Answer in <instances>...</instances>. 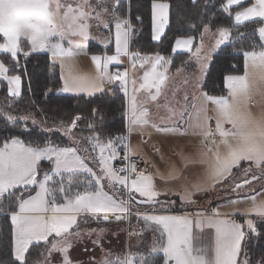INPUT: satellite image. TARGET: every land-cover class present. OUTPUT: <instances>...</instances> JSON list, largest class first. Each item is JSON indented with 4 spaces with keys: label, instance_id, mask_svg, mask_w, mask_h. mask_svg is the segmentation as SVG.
Segmentation results:
<instances>
[{
    "label": "snow or ice",
    "instance_id": "1",
    "mask_svg": "<svg viewBox=\"0 0 264 264\" xmlns=\"http://www.w3.org/2000/svg\"><path fill=\"white\" fill-rule=\"evenodd\" d=\"M192 2L195 7L198 0ZM248 3L249 0H220V10L232 21L230 25H217L213 32L212 20L202 21L199 45H193L191 37L176 40L173 53L181 48L191 53L176 72L184 71V66L194 59L200 73L192 82L191 97L185 93L182 105L177 108L165 94L172 59L159 53L141 56L131 50L135 28L120 12L122 0H95V3L91 0H75V3L71 0H0V82H7L9 97L22 95V78L27 69L21 67L20 58L27 62L33 54L50 53L54 60L60 61L62 86L46 88V97L53 90L102 97L108 91L115 92L118 85L125 97L122 115L129 134L138 131L143 139L149 128L163 135H186L191 130L202 138V148L198 161L191 157L183 159L207 165L204 181L193 184L192 188L197 192L214 190L230 182L233 192H245L251 201V206L241 213L245 217L242 222L232 214L221 218L217 209L211 214L195 216L160 214L168 211L172 202L159 199L164 193L157 190L154 175L132 161L134 152L123 134H108L105 138L95 122L90 121L87 128L91 134L85 141L91 148L81 147L75 130L82 118L76 115L67 122L61 120L55 128L71 141L69 145L55 143L49 136L25 140L22 137H31L37 127L41 134H50L54 129L38 120V111L27 110L17 115L11 103L0 104L5 128L17 129L7 136L0 135V214L7 215L11 222L8 240L11 259L7 264H84L72 257L74 242H83L95 235L93 248L103 249L107 225L128 220L134 206L137 219L153 232L152 242L143 251L129 250L123 255L109 250L100 261L89 257L88 264H252L249 258L252 242L264 240V230L258 224V221L264 222V200L257 199L256 194L247 195L255 191L253 182L264 181V120L253 118L250 109L257 97L264 102V0H254L245 6ZM168 9V4L153 0V40L160 39ZM245 22L256 26L252 32L239 31L241 26L247 28ZM93 26L97 31L107 30L109 35L95 37L104 51L91 54L95 72L83 74L78 71L75 58L81 53L89 54L86 42L94 38ZM113 27L115 51L108 54ZM257 33L259 42L255 39ZM207 34L214 39L210 47L204 44ZM236 44L240 47L236 48ZM229 46L242 53L243 74L223 77L226 94L205 91V77L213 53L219 54ZM121 57H128L133 68L150 65L139 87H136L138 81L132 79L131 95L127 69L113 72L109 67L120 65ZM158 66L162 70L158 71ZM187 83L185 78L184 84ZM110 85L113 87L109 88ZM141 91L142 98L137 95ZM161 97L163 104L159 102ZM209 103L214 106L213 117L208 115ZM151 104L157 112L161 108L167 112L166 116L159 117V122L151 119ZM100 112L99 107L93 108V118ZM211 119L215 120L214 129L209 125ZM118 146L123 148L122 154ZM82 151L98 152L90 156L95 167L90 166ZM118 158L124 164L116 168L111 161ZM241 161H250L252 166L243 169L237 178L233 168ZM44 162L49 164L47 169L42 167ZM155 175L161 179L177 178L174 167L167 176L159 171ZM192 194L185 189L181 201L193 202ZM90 219L102 226L81 231V221L88 223ZM205 229L212 231L207 241L203 235ZM39 248L42 251L33 258V249ZM257 264H264V256Z\"/></svg>",
    "mask_w": 264,
    "mask_h": 264
},
{
    "label": "trees",
    "instance_id": "2",
    "mask_svg": "<svg viewBox=\"0 0 264 264\" xmlns=\"http://www.w3.org/2000/svg\"><path fill=\"white\" fill-rule=\"evenodd\" d=\"M155 1L166 2L169 5L168 24L163 36L157 42L152 40L151 4L153 0H122L123 7L120 9V12L132 21L135 28V34L130 40V48L133 52L138 51L141 55L159 53L161 56L170 57L174 66L178 65L186 57L185 53H172V45L177 37L193 36L195 42H197L201 37V31L203 29L202 21L207 23L211 19L213 31L217 25L228 26L232 23L227 18V14L220 10V0H207V3H205V0H198L195 7L193 6L192 0ZM197 10H199V14H197ZM138 16L140 20H137ZM245 23L248 25L247 28L241 26L239 28L240 32H252L256 27L249 22ZM255 39L259 42L258 33ZM235 47L239 48L240 44H236ZM88 49L92 52L104 51L103 48L93 42L89 44ZM242 58V53L233 51L232 46H229L223 52H219V54L215 53L205 77V91L212 92L215 90V94H221V92L225 94L226 89H224L223 77L227 74L240 73L242 71ZM20 63L22 68L27 69L26 74L22 78V95L17 98L9 97L7 85L5 82H2L0 84V104L11 103L13 105L12 110L17 115L27 110L38 111V120L46 123L49 128L54 129L50 134H41L39 127H37L31 137L25 136L22 137L23 139L36 140L37 138L43 139L45 136H49L55 143L69 145L71 141L61 131H56L55 128L61 120L67 122L76 115H80L82 119L75 130V136L84 143H86L85 138L91 134L87 128V117H90L95 122L97 130L106 138L108 134L113 136L123 134L125 136L126 121L122 115L124 112L125 97L118 86H116L115 92L108 91L102 97L99 95L96 97L64 95L58 93L56 90L50 92L46 97V88L52 87L53 85L56 88L61 86L58 67L50 62L47 53L33 54L27 58V62L21 57ZM234 65L236 66L235 68L233 67ZM29 87H31V91H29ZM96 107H99L101 112L93 118L92 110ZM102 117L103 119H101ZM18 127L19 125H17ZM29 127H31L30 121ZM16 130L5 128L4 119L0 117V135L7 136L10 131L15 133ZM86 146L89 149L91 148L90 145ZM48 166V163L44 162L42 164L44 169ZM248 166L250 167L251 165L248 163L240 164L233 169L234 175L237 176L244 167L248 168ZM253 171H256L254 167ZM257 176H259L258 172ZM227 184L228 186L226 188L219 187L214 191L205 192L203 197H206L201 199L200 203L206 202L211 207L217 201H223L226 198L228 200L234 196L246 195L245 192H233L230 182ZM261 184H264V181H260L259 183L253 182L254 190H259ZM251 193L253 192L247 194ZM197 204L191 207H182L181 205L178 207L169 206L168 211L196 209L194 206ZM258 224L261 230H264V222L258 221ZM10 229V219L7 215L0 214V261H4L5 264L11 259V250L8 247ZM41 249H33V258H35ZM249 250L251 252L249 258L252 260V264H257V261L264 256V240L253 241Z\"/></svg>",
    "mask_w": 264,
    "mask_h": 264
},
{
    "label": "crops",
    "instance_id": "3",
    "mask_svg": "<svg viewBox=\"0 0 264 264\" xmlns=\"http://www.w3.org/2000/svg\"><path fill=\"white\" fill-rule=\"evenodd\" d=\"M74 2H75V0H73V3ZM251 3H254V0H249V3L246 4L245 6H250ZM151 12H152V4H151ZM113 28H112V32H113ZM151 28H152V26H151ZM100 31H103L104 33H108V31L104 30V29H101ZM152 35H153V30H152ZM162 35L163 34H161V36ZM181 37H191L194 39L193 36H181ZM177 39H179V38L177 37L174 40L173 46H174ZM154 41L157 42L158 40H154ZM92 42L99 45L101 48H103L97 40L89 39L86 42L87 51L89 54L84 55L83 53H81L79 56H77L75 58L76 67L80 73H83V74L94 73L95 67H94L93 62L91 61L90 56H91V54H100L103 52V51L102 52L90 51L88 48H89V44ZM193 45H197V42H195V44H193ZM114 51H115V42H114V33H113L111 41L108 44V54H114ZM175 53H184V52H175ZM47 54H48L50 62H52L53 64H55L58 67L59 73L61 74L60 61L58 59L54 60L51 57L50 53H47ZM214 54L215 53H213V55ZM210 62H209V64H210ZM125 65H126V69L128 71V65H130L128 57H121V64L120 65H118V66L110 65L109 67H110L111 71L115 72L116 69H118V68L123 69ZM124 70L125 69H123V71ZM243 71H244V64H243V58H242V71L240 73H237V74H243ZM192 72H190L188 75H190ZM61 86H62V81H61ZM111 87H113V86L110 85L109 88H111ZM193 91H194L193 87H190L189 90L187 91V94L189 95V97H191ZM226 92H227V90H226ZM61 94L77 95V94L72 93V92L61 93ZM79 95H84V94H79ZM84 96H87V95H84ZM213 108H214V106L209 103L208 115L210 117L214 116ZM250 109L253 113H259L261 111H264V102H262L260 100V98L257 97L256 103L250 105ZM155 121L159 122L158 120H155ZM209 125L211 128L214 129L215 128V120L211 119L209 121ZM149 133H151V134L149 135ZM125 137H127L128 144L131 146L134 153L144 155L149 160L150 168L147 172L152 173L154 175V182H155L157 190L160 191L161 193H164L163 195H161L159 197V199L161 201L172 200V201H177L180 204L185 203V202L181 201V194H183L185 189H187L188 191L193 193L192 197H191L193 202L190 203V204H193L194 199H197V198L204 196L205 192L212 191V190H205V191L197 192L192 188L193 184L202 183L204 181L205 171H206L207 165L199 163V162L188 163L183 159V157H191L194 160L198 161L199 152L202 148V143H201L202 138L198 134H194L191 130H189V132L186 135H172V134L163 135V134H157V133H155L154 130L149 128L144 133V137L142 139V136L138 131L132 132L131 134H129L128 129L126 128ZM216 139H219V138L216 137ZM153 145H155L156 147L154 148ZM81 154L86 155V157H88V159H89L88 162H89L90 166L95 167L90 156L91 155H98V152L89 154V153H84L82 151ZM45 163H47V162H45ZM111 163H112V161H111ZM242 163H248L249 165L252 166L250 161H241L240 164H242ZM173 167L177 173V178H175V179H161L160 176L155 175L157 173V171H159V173L167 176L168 172ZM47 168H45V169H47ZM234 168H236V167H234ZM238 175L236 176L237 178H238ZM226 186H228V184H223V185L217 186L214 190L218 189L219 187L220 188H226ZM106 190H109V189L106 188ZM252 194H256L257 199L264 200V189L260 188L259 190H256L254 193L247 194V195H252ZM226 199H224L223 201L222 200L217 201L211 207H209L207 205V203L204 202L205 205L194 206V207H196V209L182 210V211H166V212H161L160 214L195 216L197 213L211 214L213 209H217L221 213V218H224L225 216L232 214L234 216V218L235 217H241L242 220L238 221V222H242L245 217H243L241 215V213H243L246 209H248L251 206V201L246 198V195L234 196L233 198H230L228 200H226ZM230 201H238V203L233 204V203H230ZM157 206H159V205H157ZM142 207H144V206H142ZM182 207H185V206H182ZM252 218L255 219L254 216ZM84 224H86V223L81 221L80 227ZM127 224H128V226H132V227L136 226L137 227V229H138L137 232L140 235H136V239L133 241L132 245L134 246L135 251L138 249L140 251H143L144 247L152 242L153 232L150 229L148 230L144 227L143 221H140L137 219V217L135 216V206L133 207V215L131 217H129L128 220H125L123 222H112V223L107 225L110 228L105 233V237H103L104 243H106L108 246L111 247V246H114L113 241L117 242V243H118V241H121L119 237L122 235V233H120V232L117 234L116 233H113V234L109 233L111 230V225L113 226L112 229H114V228H119V227L123 228L124 225H125V227H127L126 226ZM147 231H151V233H147ZM157 235H158V233H157ZM203 235H204L205 240L207 241L211 237L212 231L209 229H205ZM92 240L90 241L91 244H92ZM94 249L95 248H93V245H90L89 251H92V250L94 251ZM131 251L134 252V250H131Z\"/></svg>",
    "mask_w": 264,
    "mask_h": 264
},
{
    "label": "rangeland",
    "instance_id": "4",
    "mask_svg": "<svg viewBox=\"0 0 264 264\" xmlns=\"http://www.w3.org/2000/svg\"><path fill=\"white\" fill-rule=\"evenodd\" d=\"M71 2H73V0H71ZM91 2L92 3H95V0H91ZM156 3H166V2L156 1ZM168 19H169V9H168L167 23L164 25L162 34H164L165 28H166V26L168 24ZM157 23H159V20L157 21ZM151 26H152V30H153L152 12H151ZM92 32L94 34V38H92V39L93 40H97L99 43H100L99 39H97L95 37H101V36L106 37V36L109 35V33H104L103 31H97L96 28H95V26H93ZM113 33H114V28H113ZM178 38L179 39H186V38H189V37H178ZM200 42H201V37L197 40V45H199ZM213 43H214V39L212 38L211 34H207V35L204 36V44H205L206 47H210ZM193 44H195V39H193ZM174 47H175V44L172 47V49ZM193 50H194V48H193ZM176 52H184L186 54V57H184L182 61L189 60V58L191 56V53L190 52H188V51H186V50H184L182 48L181 49H177ZM150 55L151 56H154L155 54H150ZM181 62L178 65H176V66H174V63H172L171 65L168 66L169 72L167 73V75H168L169 79H168V82H167L166 87H165V94L167 95L169 101L172 102L174 104V106L177 107V108H179L182 105V103H183V97H184L185 93H187V91L189 90V88L192 87V82H193L195 76H197V75L200 74L199 73V66L195 62L194 59L192 60V62L190 64H187V65L184 66L185 67V70L184 71H182L181 73H177L176 72V69L179 68V67H181ZM129 63H130V65H128V71H129L128 72V74H129L128 75V80H129V83H128V91H129V95H131L132 94V91H133V85L131 83L132 79H136L138 81V83L136 84V87H139V83L142 82L143 73L146 70H150L149 69L150 68V65L145 64L144 68H141L139 65H137L135 68H133L131 66V62L130 61H129ZM123 69H126V65L124 66ZM159 70H162V69H160L159 66H158V71ZM190 72H192V73L190 75H188ZM185 78L188 79V83L187 84H184ZM1 83L2 82H0V84ZM5 83L7 85V82L6 81H5ZM174 89H175V100L172 101V94H173V90ZM153 91H154V89H153ZM137 95L142 98L143 95H144V92L141 91L140 93H137ZM159 102L161 104H163L165 102L164 101V98L161 97ZM149 107H150V111L152 113L151 119H153V120H158L159 121V117L160 116H166L167 115L166 110H164L163 108H161L159 110V112H157V109L155 108V105L154 104L149 105ZM90 121H92V119L90 117H87L86 118V122L89 123ZM82 135L85 136L84 133H82ZM86 145H87L86 143H84L83 141H81V147H84ZM245 168L246 167H244L243 169H245ZM242 172H243V170H241V173ZM241 173L238 175V178L241 177ZM249 176H251V173L249 174ZM205 197L202 196L200 198L194 199V203L193 204H190V203H181L180 204L177 201L170 200L172 202L170 204V207H178L180 205L181 206H185V207H190V206H193V205H195L197 203H200L201 202L200 200L203 199V198H205ZM167 201H169V200H167ZM197 205H205V204L203 202V203H200V204H197ZM98 226H102V225H98V223H97L96 220L91 219V220H89L88 223L82 225L80 227V230L83 231L84 229H89V228L95 229V228H98ZM126 226L127 227H125V225H124V227H123L124 229L123 228H120V227L119 228L112 229L113 226L111 225V230L109 232L110 234H113V233H116L117 234L119 232L122 233V235L119 237L121 241H118V243L113 241L114 246H111V247L108 246L103 241V249H101L100 247H95L94 251L93 250L92 251H89V247H90V245H92L90 241L93 238L95 239V235H93V237L91 239L85 238L83 242H74L75 243V247L71 250L72 257L75 260L84 261V264H88L89 257H92L95 261H100L109 250L113 254H120V255H123V253L124 254H127L129 252V250H134V252H135V248L132 245V243L136 239V235H129V233H131V232L138 233L137 232L138 229H137L136 226H133L132 227V226H128V224ZM109 228L110 227L107 226V230L105 231V233L108 231ZM105 233L103 234V237H105ZM147 233H151V231H147ZM41 251H42V249H41ZM58 258L59 257L57 256V259Z\"/></svg>",
    "mask_w": 264,
    "mask_h": 264
},
{
    "label": "built area",
    "instance_id": "5",
    "mask_svg": "<svg viewBox=\"0 0 264 264\" xmlns=\"http://www.w3.org/2000/svg\"><path fill=\"white\" fill-rule=\"evenodd\" d=\"M117 70L123 71V69H121V68L116 69V71ZM127 143H128V141H127ZM118 151L122 154L123 148L118 146ZM132 161L134 163L138 164L139 168L146 169V171H148L150 168V162L144 155L134 153V155L132 156ZM123 164H124V161L122 159H119V158L112 161V165L115 166L116 168L123 166ZM235 219L237 221L242 220L241 217H235Z\"/></svg>",
    "mask_w": 264,
    "mask_h": 264
},
{
    "label": "clouds",
    "instance_id": "6",
    "mask_svg": "<svg viewBox=\"0 0 264 264\" xmlns=\"http://www.w3.org/2000/svg\"><path fill=\"white\" fill-rule=\"evenodd\" d=\"M253 118L258 119V120H264V111H261L259 113H253Z\"/></svg>",
    "mask_w": 264,
    "mask_h": 264
}]
</instances>
